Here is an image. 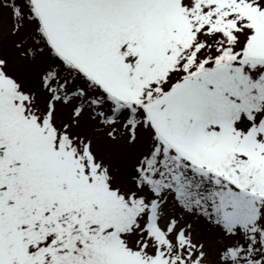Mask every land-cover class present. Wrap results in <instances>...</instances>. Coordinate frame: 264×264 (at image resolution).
I'll list each match as a JSON object with an SVG mask.
<instances>
[{"label":"snow or ice","instance_id":"1","mask_svg":"<svg viewBox=\"0 0 264 264\" xmlns=\"http://www.w3.org/2000/svg\"><path fill=\"white\" fill-rule=\"evenodd\" d=\"M0 264H264V0H0Z\"/></svg>","mask_w":264,"mask_h":264}]
</instances>
